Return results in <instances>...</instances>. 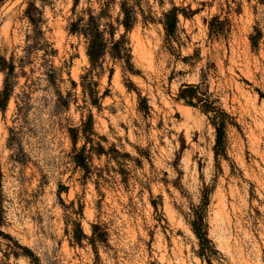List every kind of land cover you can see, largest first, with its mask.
Wrapping results in <instances>:
<instances>
[{"label": "rangeland", "instance_id": "374dc122", "mask_svg": "<svg viewBox=\"0 0 264 264\" xmlns=\"http://www.w3.org/2000/svg\"><path fill=\"white\" fill-rule=\"evenodd\" d=\"M3 60L0 264H264V0H0Z\"/></svg>", "mask_w": 264, "mask_h": 264}, {"label": "trees", "instance_id": "16d2710c", "mask_svg": "<svg viewBox=\"0 0 264 264\" xmlns=\"http://www.w3.org/2000/svg\"><path fill=\"white\" fill-rule=\"evenodd\" d=\"M164 28L166 33L171 34L176 28V22H177V14H176V8L173 7L171 10H169L167 13L164 14ZM123 24L126 28L129 27V14L125 12V18L123 20ZM71 28L73 30H78L86 39H87V55L91 63H96L98 59L103 55L105 51V42L100 38L99 31L97 29L96 23L93 20V17H90V19L83 23L82 25H79L77 23H72ZM119 46L120 42L115 41L113 43V49H117L119 52ZM0 69L1 70H8L7 74L11 72V65L7 66L6 61L3 60L2 63H0ZM9 85L8 82L5 80V86L0 94V103L3 104L5 101H7L9 97ZM198 85L194 84H185L181 87L180 92L178 94L179 98L184 99L187 103L193 105L192 99H196L197 101H200V96L197 93ZM216 110L214 113V118L212 119V125L215 128L216 132V145H221L224 137V127H225V121L223 118L227 117V113L223 111L220 108L214 109ZM216 118H219V121H216ZM84 166V163H83ZM1 177V173H0ZM0 225H1V212H0ZM205 223L203 220V216L199 215L196 217L192 223L191 228L196 237L199 241L200 246V254L202 257L207 258L209 260L210 253L213 252V245L211 244L210 239L207 236V233L204 229ZM79 233L81 234V237H85L84 233L82 232L81 228L78 227ZM0 235L5 236V233L0 229ZM79 239V237H77ZM95 239V236L92 235L89 237V240L93 242ZM29 250V249H28ZM29 253L32 254V252L29 250Z\"/></svg>", "mask_w": 264, "mask_h": 264}]
</instances>
